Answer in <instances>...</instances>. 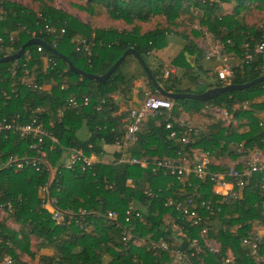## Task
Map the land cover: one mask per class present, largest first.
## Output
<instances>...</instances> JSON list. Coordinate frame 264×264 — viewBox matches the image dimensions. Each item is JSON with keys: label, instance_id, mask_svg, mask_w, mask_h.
<instances>
[{"label": "trees", "instance_id": "trees-1", "mask_svg": "<svg viewBox=\"0 0 264 264\" xmlns=\"http://www.w3.org/2000/svg\"><path fill=\"white\" fill-rule=\"evenodd\" d=\"M27 1L29 6L0 0V58L15 53L30 38L38 37L77 68L102 75L131 47L141 55L165 92L201 93L225 84L217 77L212 84L182 87L183 79L197 83L194 66L197 67V56L201 57L202 51L194 43V38L200 35L198 30L191 31L194 38L178 31L184 22L193 25L196 21L223 50L236 51L240 56L238 64L232 67L230 83L243 84L264 75L262 57L254 52L252 60L240 67L245 43L253 49L256 43L264 40V30L244 20L247 4H254L255 9L263 11L264 0H73L78 2L73 3L78 12L93 18L98 5L105 9L101 15H105L107 21L133 24L157 18V26L148 31H141L136 25L129 30L109 25L93 27L77 18L76 13L56 6L55 0ZM232 1L235 6L231 12L220 14V6ZM171 31L184 37L186 43L170 62L179 72H169L163 77L164 63L155 60L152 52L167 46ZM78 39L90 43L89 53L76 50ZM38 47L37 44L28 46L17 59L20 63L26 62V67L17 68L15 76L10 72L14 60L0 63V121H10L17 115L23 122L30 115L37 116L59 140L53 147L47 142L43 150L55 172L49 193L57 199V208L64 214V221L56 224L44 207L42 186L50 176L46 166L40 171L30 165L22 169L3 166L12 153L36 156L40 145L35 149L30 145L37 144V140L16 133L1 140L0 264L6 256L12 258V264H26L23 255L34 258L42 248L52 250L50 255L39 254L38 261L42 264H174L170 252L151 246L152 241L158 242L160 238L188 252L193 248L187 238H197L203 251L190 257L195 264H222L221 257L229 252L236 264H264L246 256L240 243L254 223L264 226V189L259 185V176L249 180L239 199L207 208L202 206V201L207 204L209 199L214 202L216 197L208 182L194 176L187 185L169 171L152 165L142 168L138 164L94 162L82 168V162L78 161L70 168L65 167L64 161L71 149H81L84 155L94 154L102 159L108 158V154L119 157L116 149L109 152L105 146L114 145L124 137L130 109L140 103L131 105L134 104L131 95L135 82L145 78L148 91L159 94L150 96L166 97L134 55H128L105 81L99 82L71 71L56 53L42 46L39 51ZM191 54L195 55L192 61L187 59ZM131 60L137 65L132 71L128 67ZM24 69L28 70L24 79L34 80L42 87L41 91L20 84L19 77ZM143 91L139 89L140 98ZM72 96L80 103L87 97L88 103L71 107L65 102ZM172 102L171 111L163 110L147 117L137 133L136 142L127 150L130 156L149 161L155 157H185L192 164L206 153L208 171L221 173L228 171L230 163L240 168L242 164L236 160L246 152L264 154V117L261 116L264 81L241 90L223 92L206 101L185 98ZM206 106L225 109L229 123L214 119ZM183 113L191 117L206 114L211 121L193 123L189 120L200 133L195 138L188 135L183 141L184 128L175 122ZM168 122L172 123L171 128H166ZM172 131L176 132V137L170 138ZM188 198L193 200L201 217L198 225H190L173 206L166 204L169 199L183 202ZM129 206L130 221L126 222L125 212ZM108 210L117 212V221L123 227L130 226L133 237L144 241L134 244L133 239L123 240V228L106 218ZM166 221L178 224L186 237L174 232L172 223ZM205 226L210 227L209 238L220 247L217 253L205 248L199 236Z\"/></svg>", "mask_w": 264, "mask_h": 264}, {"label": "built area", "instance_id": "built-area-1", "mask_svg": "<svg viewBox=\"0 0 264 264\" xmlns=\"http://www.w3.org/2000/svg\"><path fill=\"white\" fill-rule=\"evenodd\" d=\"M206 2L207 0H200ZM219 2L220 0H210ZM264 30V24L259 25ZM46 30L49 31V27L45 26ZM63 31V30H62ZM1 40V39H0ZM39 51L42 49L41 46L37 48ZM83 49L90 52V43L85 39H78L76 50ZM253 52L261 55L263 63L262 69H264V40L256 43L251 49L247 43H245V53L240 60V67L242 64L249 62L253 58ZM212 56H217L223 64L217 70L216 74L218 79L222 80L224 84H229V77L232 74V66L227 63L228 53L222 50V47H219L218 44L212 46L209 50H205V57L209 58ZM20 66L26 67V62L20 63L19 60L15 59L10 67V72L12 76L16 75V70ZM168 74V73H167ZM28 75V70L24 69L22 76L19 77L20 84L30 87L33 90L41 91L42 87L36 83L34 80H25L24 76ZM12 92H15V89H12ZM71 107H78L80 104H87L88 98L84 97L82 102H79V99L76 96H72L66 100V102ZM173 108V102L169 98H161L157 96H147L145 97L137 106H134L130 109V112L127 116L125 134L124 137L115 142L114 146L116 150L120 153L118 158L112 157L110 159H102L97 157L94 154L84 155L81 149H71L66 159L64 161V166L67 168L72 167L78 161L82 162V168L85 165H90L94 162H103V163H125V164H138L142 168L152 165L156 169H165L169 171L172 175H175L177 179H180L183 183L190 185V177L194 176L198 180H204L211 185V191L215 195L216 199L214 202L212 199L207 201H202V206L207 208L211 205L222 204L228 201H234L241 197L243 188L247 185L250 179L259 176L260 178V187L264 189V154L259 153L258 151L246 152L243 157H240L236 160V163L240 162L242 166L240 168L235 167V164L230 163L229 169L227 172L213 173L208 171L209 158L208 155L202 153L200 158L192 164H189L188 160L185 157L182 158H172L169 156L165 157H155L152 161L146 159H138L136 157L130 156L128 154V148L133 145L137 140V133L142 128L143 123L148 116H155L163 110L171 111ZM206 110L215 118H220L224 123H229L230 117L228 112L225 109L218 108L216 106H206ZM178 123L179 127L184 128L185 136L183 141L187 140L189 136L195 138L198 136L200 131L195 129L196 127L189 121V119L183 117V115L175 120ZM166 128H171L172 123H166ZM18 134L23 138H33L37 140V144H31L30 148H37V145H40L38 149V154L36 156H29L23 154L21 156L12 153L8 155L3 162L4 167L13 166L15 169H22L28 165L32 166L36 171H40L43 166L47 167V170L50 174L49 179L46 184L42 186V199L45 209L50 213L51 218L56 224H61L64 221V214L57 208V199L50 195L49 193V184L54 176V169L51 168L46 158V152L43 150L47 142L50 143L51 147L55 144H59L57 137L47 128H45L42 123L39 121L37 116L30 115L26 121H19V116L15 115L10 121L4 119L0 121V142L3 139H7L11 134ZM170 138L176 137V132L172 131L170 133ZM1 154V152H0ZM167 205L173 206L174 210L179 214L180 217H184L187 222H190V225H198L201 217L197 210L195 209V204L191 198L183 202H175L172 199H169L166 202ZM263 206H264V197H263ZM130 209L131 206L126 210L125 221H130ZM136 215L140 214L136 212ZM117 212L113 210H108L106 212V218L110 221L117 223V226L123 228V240L127 241L133 239V243H138L144 241L141 238H134L132 235V228L123 227L121 223L117 221ZM167 223H172V230L177 232L178 235L186 237L185 232L179 228L178 224H175L174 221H166ZM210 227H203L200 230L199 236L203 239L204 247L207 248L212 253H217L220 250L219 245L208 236ZM264 226L260 223H254L252 229L243 235L240 239L242 247L245 249V255L251 257L255 260L261 261L264 263ZM188 244L193 248L190 252L187 249L175 248L172 245L168 244L162 238L158 242H151L152 247H156L165 251L170 252L172 256L178 257V262L176 264H195L190 260V257L193 256L196 252L203 251L200 247V243L197 238L188 239ZM222 264H236L235 257L229 252L224 257H221ZM1 264H12V258L6 256L2 259Z\"/></svg>", "mask_w": 264, "mask_h": 264}, {"label": "crops", "instance_id": "crops-1", "mask_svg": "<svg viewBox=\"0 0 264 264\" xmlns=\"http://www.w3.org/2000/svg\"><path fill=\"white\" fill-rule=\"evenodd\" d=\"M230 4L229 3H223L220 6V14H226V13H230L231 11H228L227 8H229ZM104 18L106 19L107 17L104 15ZM159 20H157V18H151L149 21H145V22H137V23H133V24H126L121 20H117V21H108L109 26H112L114 28H117L119 30L121 29H131L133 25H136L140 28L141 31H148L151 30L153 27L157 26L156 22H158ZM122 24V25H121ZM194 25H196V21L193 23ZM117 25H119L120 27L118 28ZM122 27V28H121ZM205 31V28H202ZM209 33V32H207ZM168 44L167 46H165L162 49L159 50H155L152 53L154 54V57L156 58L155 60L164 63L165 67L166 65H170L171 60L183 49L186 40L184 39V37H182L181 35H178L176 33H174L173 31H171L170 34H168ZM194 38V37H193ZM194 43H196L198 49H200L202 51V56L198 58L197 64L195 67L194 66V72L197 76V83L195 82H191L188 81V79H183L182 81V87H187V86H191L193 87L196 84H212L215 83V79L217 78V70L221 67V65L223 64V62L221 61V59H219L217 56H212V57H205V49H203V47L199 44V37L194 38ZM215 44H218L219 46L222 47L221 44H219L218 42L213 43L212 46H215ZM210 47V48H211ZM223 50V49H222ZM226 51L228 53V60L227 63L229 65H231L232 67H234L235 65L238 64L240 56L238 55V53L236 51L233 50H223ZM194 54H191L187 57V59H189L190 61H192V58L194 57ZM170 73H178V69L175 68L174 66L170 65ZM165 73H169V69L168 70H164V74ZM144 81L143 80H139L137 82H135L134 84V89L132 91V98L131 101L134 104L131 105H137L139 102H141V98L138 96V92L139 89L141 88L142 90H145L144 86L142 85ZM116 99H118V96H115ZM130 104V103H129ZM122 105V104H121ZM122 107V106H121ZM187 115V114H186ZM188 116V119L191 120L193 123L198 122V116L197 115H192ZM264 117V112L262 113V115ZM106 151L112 152L116 149V147L114 145H109V146H105ZM108 158L106 159H110L112 158V155L108 154L107 155ZM2 214V213H1ZM39 254H46V255H50L52 254V250L49 248H42L39 251ZM13 262V260H12Z\"/></svg>", "mask_w": 264, "mask_h": 264}, {"label": "rangeland", "instance_id": "rangeland-1", "mask_svg": "<svg viewBox=\"0 0 264 264\" xmlns=\"http://www.w3.org/2000/svg\"><path fill=\"white\" fill-rule=\"evenodd\" d=\"M13 1H18L19 3L24 4L25 6H29V2L27 0H13ZM27 1V2H26ZM73 0H55V5L60 7L61 9L70 12V13H76V17L79 19H82L84 22L88 23L91 26H105L108 25V21L101 15L104 14L103 12H105V9L103 8L102 5H98L96 6L95 10L93 13H95V18L91 17V15L81 12H78L75 7H73V3H78V2H72ZM230 5L228 6L229 8L228 11H231L232 8H234L235 6V2L232 1L231 3H229ZM254 4H247L248 9L246 10L245 16H244V20L246 21L247 24L249 25H263L264 24V10L263 11H259L257 9H255L253 7ZM95 19V21H94ZM184 26L181 25V28H179V31L185 32V35H187L189 38H193L191 31L192 30H198L200 32L199 35V44L203 47V49L205 50H209L211 45H213V43H216L217 40L213 39L212 36L210 35V33L204 32V30L202 28H200L198 26V24L196 25H189L187 22H184ZM110 25V24H109ZM122 25V24H121ZM117 27L119 28L120 26L117 25ZM122 28V27H121ZM221 47V46H219ZM171 65V64H170ZM169 64L166 65V67H163V70H168L170 72V66ZM136 63L135 60H131L129 67V70L132 71L134 70V68L136 67ZM165 66V65H164ZM168 74L165 73L163 77H166ZM140 80H143L144 83L142 84L145 88V90L143 91L144 94H142L141 100H143L145 97L150 96V95H159V94H153L150 93L148 91V87H147V82L145 78H141ZM206 114L210 115L208 112H206ZM205 114V115H206ZM183 117L188 119V116L183 113L182 114ZM204 114H202V117H198V120L201 121H211V119L209 117H206ZM3 215L0 213V218ZM10 224H12V222H9ZM14 228H17V225H13ZM34 240H32V247H33V243ZM177 242L180 241L179 239L176 240ZM142 242V241H141ZM31 247V248H32ZM38 256H39V252H36V256L34 258H30L28 255L24 254L23 255V260L26 261V264H42L38 261ZM178 257L173 256V261L174 264H176L178 262ZM167 264H171V262H168ZM202 264V263H201Z\"/></svg>", "mask_w": 264, "mask_h": 264}, {"label": "water", "instance_id": "water-1", "mask_svg": "<svg viewBox=\"0 0 264 264\" xmlns=\"http://www.w3.org/2000/svg\"><path fill=\"white\" fill-rule=\"evenodd\" d=\"M32 44H37L39 46H42L44 48H46L47 50L56 53L60 59H62L67 66L69 67V69L75 73H78L84 77L90 78V79H94L96 81L102 82L105 81L111 73H113L117 67L124 61V59L128 56V55H134L137 60L141 63L143 69L145 70L147 76L151 79V81L153 82V84L155 86H157L160 89V92L162 93V95L166 98L172 99V100H177V99H197V100H201V101H206L209 100L211 98H213L214 96L221 94L223 92L226 91H232V90H241L247 87H250L253 84H256L258 82L264 81V75H261L249 82L243 83V84H226L223 85L221 87H212V88H208L206 90H204L201 93H190V92H182V93H171V92H165L164 90H162L160 88V86L157 84V82L155 81L154 77L151 74V71L149 70V68L147 67V65L145 64L144 60L142 59L141 55L133 48H127L122 55L111 65V67L106 71V73L102 74V75H96V74H91V73H86L83 70L77 68L76 66H74L72 64V62L63 54L59 53L54 47L47 45L44 41H42L40 38L38 37H32L29 40H27L24 44L21 45V47L12 54L3 56L0 58V63H4V62H9V61H13L15 59H18L22 56V54L24 53L25 49L32 45Z\"/></svg>", "mask_w": 264, "mask_h": 264}]
</instances>
